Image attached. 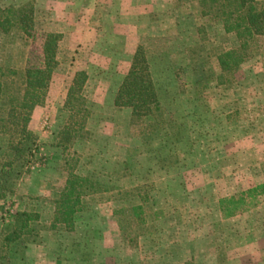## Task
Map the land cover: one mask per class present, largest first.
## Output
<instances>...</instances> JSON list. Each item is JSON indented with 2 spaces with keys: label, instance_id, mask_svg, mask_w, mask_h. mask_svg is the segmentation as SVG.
<instances>
[{
  "label": "rangeland",
  "instance_id": "1",
  "mask_svg": "<svg viewBox=\"0 0 264 264\" xmlns=\"http://www.w3.org/2000/svg\"><path fill=\"white\" fill-rule=\"evenodd\" d=\"M195 1H0L33 3L38 21L33 40H3V68L41 67L44 35H60L46 96L27 124L28 148L9 145L16 127L8 101L21 94L18 75H8V98L0 100V159H15L0 230L23 210L40 214L44 226L43 244L28 245L13 264H264V193L257 187L264 174V38L259 56L216 85L215 57L226 38L213 22L198 38ZM140 43L162 114L148 139L129 123L131 108L114 104ZM197 54L203 73L193 68ZM84 76L68 101L74 79ZM70 171L90 178L99 193L72 231L49 228ZM136 194L150 211L134 247L113 213L138 203ZM233 196L243 210L222 215L220 199Z\"/></svg>",
  "mask_w": 264,
  "mask_h": 264
},
{
  "label": "trees",
  "instance_id": "2",
  "mask_svg": "<svg viewBox=\"0 0 264 264\" xmlns=\"http://www.w3.org/2000/svg\"><path fill=\"white\" fill-rule=\"evenodd\" d=\"M195 2L199 13L196 27L198 38L199 34H203L206 22L218 23L226 38L228 47L218 50L215 57L218 65L216 85L226 84L242 64L260 55L261 40L264 38V0H196ZM37 22L33 3L17 7H2L0 3V47L4 39L19 38L26 42L33 40ZM43 39L41 67H27L19 73L0 65V100L8 98L10 78L8 75H18L21 80V94L8 101L7 112L8 120H12L16 127L15 135L13 134L9 145L11 147L14 144L16 146L14 149L18 150L21 147L28 148V144L31 143L28 139L30 133L27 131V124L31 112L43 102L51 75L57 65L55 58L60 35L56 32H47ZM199 43L201 44L200 39ZM198 48L199 46L196 51L201 54V48ZM198 56L199 54L196 55L198 60L194 65L197 67L193 68L203 73L204 68ZM146 57V45L140 43L131 58L130 69L117 91L114 104L118 107L131 108L129 123L141 136L148 139L152 130L162 126V114ZM85 80V76L81 81L74 79L68 93V101L72 99V93L76 91L75 87H82ZM14 160V158L0 159V200L4 199L11 190V184L7 181L9 174L7 168L11 167ZM257 187L264 193V174L261 184ZM98 190L90 178L70 171L52 202L49 228L63 227L66 231H72L76 221L88 211L87 199L99 193ZM135 197L138 198V203L121 206L113 213L122 239L134 247L142 233L146 213L150 211L143 204L145 201L141 195L136 194ZM241 197V202H247L245 199L247 194ZM233 198L234 196L220 199L222 215L231 216L234 212L243 210L234 204ZM43 230L40 214L27 210L16 211L0 230V264H13L16 258L23 260V253L28 245L41 246L44 242Z\"/></svg>",
  "mask_w": 264,
  "mask_h": 264
}]
</instances>
